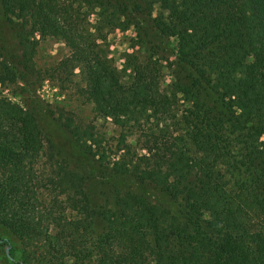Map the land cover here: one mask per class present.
<instances>
[{"label":"trees","instance_id":"16d2710c","mask_svg":"<svg viewBox=\"0 0 264 264\" xmlns=\"http://www.w3.org/2000/svg\"><path fill=\"white\" fill-rule=\"evenodd\" d=\"M80 4L98 8L97 27L133 25L145 36L143 64L118 69L93 33L57 21L52 0L3 1L6 14L18 6V17L34 16L32 30L64 38L70 50L65 70L79 77L78 89L94 114L119 130L106 148L92 130L73 132L78 147L111 181L153 183L180 200V209L171 212L118 190L114 208L94 211L84 177L59 165L55 179L64 183L60 192L75 214L54 215L55 197L49 215L36 223L26 209L35 189H24L22 175L11 177L0 184V225L20 247L0 238V264H25V245L34 248L28 249L33 264H264V0ZM5 105L0 108L11 120L0 125V162L30 165L43 144L39 124L27 109ZM47 218L54 234L38 228ZM96 218L104 223L99 232L91 229ZM88 231L92 240L86 244Z\"/></svg>","mask_w":264,"mask_h":264},{"label":"rangeland","instance_id":"374dc122","mask_svg":"<svg viewBox=\"0 0 264 264\" xmlns=\"http://www.w3.org/2000/svg\"><path fill=\"white\" fill-rule=\"evenodd\" d=\"M3 1L0 0V107L4 109L5 103L16 104L30 111L41 129L43 144L38 156L31 160L30 165L26 161L13 166L0 162V184L9 181L11 177L23 176L26 183L24 189L28 186L35 189L34 197L32 193L29 194L33 202L26 200V209H29L28 217L36 223L39 215L42 217L49 215V207L55 197L57 205L51 207L54 215L75 214L69 210L70 205L65 202V192H60L64 183L55 179L59 165L64 168H74L84 177L88 202L94 211L100 210L101 206L114 208L118 190H122L139 194L150 203L171 212H178L180 200L171 198L164 190L150 182H131L123 177L111 181L107 171L103 167L99 168L95 162L96 158H92L78 147L72 138L73 132L83 133L84 129L92 130L106 148L116 143L119 130L109 119L94 114L92 104L82 97L78 89L82 85L79 77L65 70V60L70 50L64 38L59 34L43 32L38 27L32 30L35 17H31L29 13L25 17H18V6L13 8L14 12L6 14ZM8 1L10 5L14 3V0ZM53 3L56 5L52 8L57 21L77 33L85 30L93 33L97 39L96 43L100 45V51L105 53L118 69L123 64L130 69L128 65L141 66L148 56L149 52L142 47L146 37L133 25L123 30L112 28L110 24H100L98 27L101 32L98 33L95 23L98 19L97 7L80 4V0H52ZM13 6L14 4L11 7ZM158 11V4H153L152 16H156ZM157 53L160 55V52ZM169 61H174V56H170ZM168 71V69L163 70L162 87H166L169 83ZM1 108L0 125L6 126L11 120V113L4 116V110ZM132 139L129 138V141ZM65 191L70 195L74 192L71 189ZM30 204L34 207L28 206ZM103 227L104 223L96 218L91 229L99 232ZM38 228H42V232H51V234L56 230L50 218L40 221ZM0 238H8L19 245V241L1 225ZM85 239L88 241L86 244L92 240L89 231ZM66 242L68 243L69 240ZM42 245L38 243V247L42 248ZM25 247L23 250L28 256L26 258L29 264H33L34 261L29 259V250L34 248L25 249ZM2 255L1 247L0 258ZM28 260L25 264H28ZM74 264L80 263L74 262Z\"/></svg>","mask_w":264,"mask_h":264},{"label":"water","instance_id":"95a60500","mask_svg":"<svg viewBox=\"0 0 264 264\" xmlns=\"http://www.w3.org/2000/svg\"><path fill=\"white\" fill-rule=\"evenodd\" d=\"M5 252H6V254L8 255V248H6Z\"/></svg>","mask_w":264,"mask_h":264}]
</instances>
